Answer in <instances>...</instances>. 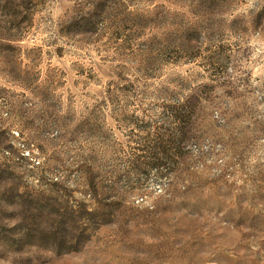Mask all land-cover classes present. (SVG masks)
I'll return each instance as SVG.
<instances>
[{"label":"rangeland","instance_id":"rangeland-1","mask_svg":"<svg viewBox=\"0 0 264 264\" xmlns=\"http://www.w3.org/2000/svg\"><path fill=\"white\" fill-rule=\"evenodd\" d=\"M0 264H264V0H0Z\"/></svg>","mask_w":264,"mask_h":264}]
</instances>
